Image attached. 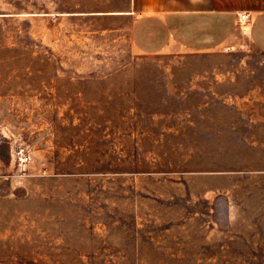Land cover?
<instances>
[{"label":"rangeland","instance_id":"1","mask_svg":"<svg viewBox=\"0 0 264 264\" xmlns=\"http://www.w3.org/2000/svg\"><path fill=\"white\" fill-rule=\"evenodd\" d=\"M128 5L0 0V264H264V53H138Z\"/></svg>","mask_w":264,"mask_h":264},{"label":"crops","instance_id":"2","mask_svg":"<svg viewBox=\"0 0 264 264\" xmlns=\"http://www.w3.org/2000/svg\"><path fill=\"white\" fill-rule=\"evenodd\" d=\"M110 14L128 18L141 54L209 56L248 43L264 53V0H129L126 11Z\"/></svg>","mask_w":264,"mask_h":264},{"label":"built area","instance_id":"3","mask_svg":"<svg viewBox=\"0 0 264 264\" xmlns=\"http://www.w3.org/2000/svg\"><path fill=\"white\" fill-rule=\"evenodd\" d=\"M238 18L242 21H245L248 18V14H241L238 15ZM28 161L27 157L20 158V163L25 164Z\"/></svg>","mask_w":264,"mask_h":264}]
</instances>
